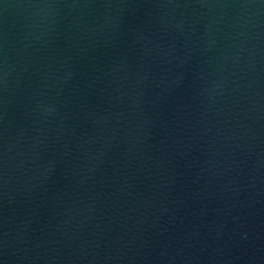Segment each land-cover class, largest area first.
<instances>
[{
	"label": "water",
	"instance_id": "95a60500",
	"mask_svg": "<svg viewBox=\"0 0 264 264\" xmlns=\"http://www.w3.org/2000/svg\"><path fill=\"white\" fill-rule=\"evenodd\" d=\"M0 264H264V0H0Z\"/></svg>",
	"mask_w": 264,
	"mask_h": 264
}]
</instances>
